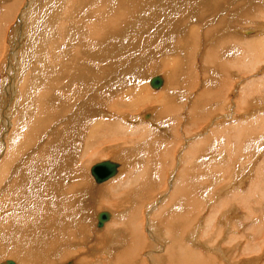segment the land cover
Returning <instances> with one entry per match:
<instances>
[{
    "label": "bare ground",
    "instance_id": "obj_1",
    "mask_svg": "<svg viewBox=\"0 0 264 264\" xmlns=\"http://www.w3.org/2000/svg\"><path fill=\"white\" fill-rule=\"evenodd\" d=\"M67 1H71L68 3L67 8L76 11L74 17H70V16L69 17L72 18V22L73 21L77 22L79 28L77 27L74 29L71 27V29H68L62 26V30L61 29L58 30L61 34V43L56 42L53 34H50L53 33L51 30L52 29L51 25H54L56 27V24L58 22V20L55 19L51 24V18L54 17L52 16L53 13L44 11L42 15L45 16V19H38L35 20L33 23H30L29 25L31 26V30L28 32L22 30L21 20L19 19L20 21L19 28L18 29L16 28L18 37L16 35V32H14V27H13V32L15 33V38L13 39V43L15 44L13 43L10 44L12 46L10 55L11 56L13 55L14 57L12 59H9L8 63L10 65L11 60H13L14 62L16 61L18 63L17 58L15 57L16 54H18L22 58H25L26 60H23V62L24 64H26L28 75H27V79L24 81L21 90L24 99L23 103L25 104L22 110L18 112L16 117L14 112L18 111L17 102H19L20 99L17 97L16 103H13V106L9 107L7 106L8 104L2 102L4 93L6 94L7 90L3 89L2 91H0V117H3L1 124H2V129L4 130V134L6 133L7 128L9 129L8 119L16 118L13 125L14 130L11 131L10 134L11 135L10 140L14 139L18 135V133H21L22 129L26 125V122L30 118L31 112L29 109V104L32 101H34L33 97L36 94V90L42 88L43 92L41 93L40 98L38 100V108H39V114L37 115L38 119L35 120L33 124L28 128V130L25 132L24 138L19 144V146L11 151V156L9 160H3L2 162H0L1 163L0 164V257L2 256L14 257L18 255L17 264H55L53 257L55 254L57 256L70 257V255H72L73 253L67 251L66 246L69 244L74 246L76 243L89 240L90 238L89 234L91 233V235L95 239L94 247L92 249L94 250L96 255H97L96 247L97 245L102 243H106V242L110 243L113 247L115 246L122 247L126 243L129 244L133 243L136 245L132 251H128V252L117 249L118 251L116 253V256H114L112 253L110 255V259L112 260V262H105L103 264H223L222 262L216 261L217 253L212 249L208 248V251L207 252L205 251L206 253L205 256L201 255L199 252H194L190 250L191 248L189 249V244L191 243L189 240L191 231L188 229L189 228L188 219L191 216L190 215L191 212L193 211V209H191L192 211L190 210L191 207L190 205H192L191 199H194L192 198L193 196L190 194V191L194 192L195 187L191 186L193 187L191 188L190 185H188V183L191 184L189 181L188 170L189 168L192 169V167L194 166H196L194 167V169L196 170L197 165L201 164L203 160L205 161L206 158L204 159V157L207 154L209 148V142L206 145L204 142H207V140H209L208 138L204 140L201 139L202 141L198 142L196 146H193L192 148L188 149L186 153H182L181 155L183 156L182 161L185 159L184 160L185 165L188 164L189 168L186 169L188 173L186 177L183 179V177L185 176L184 174L186 173L184 172L185 169L182 170V172H184L182 175L184 176H181V182L183 183L180 182V184L172 192L173 195H171L170 203L168 207L170 212H173L172 218L176 219L177 217L179 216L180 217L177 218L178 220L177 222L174 220L175 224L173 222L170 224L168 222L169 219L168 220L166 219L167 223H165L166 222L165 219H163V217L161 216L159 219L161 220L162 218V220L165 221L164 225L169 223L167 229L165 231L163 230L164 232L161 229L157 228V225H155V223L157 224L156 221L154 224L150 223L151 225L150 230H146L145 232L139 231V225L135 217L132 215V213L128 215H124V217L121 218V221L123 222L121 225L117 226V230L115 229L114 225L110 223L106 224L103 227L104 223L109 219H111L112 217L111 213L107 211H100L98 212V214H96L95 217L97 221H98L97 217L100 213H105L108 216V219L106 221H103L102 224L103 229L97 231L93 227L91 228L89 218H87V216L93 214L94 212L95 198H98V196L104 194L105 191L107 190H108V196L110 202L112 203L111 205L117 204L119 200L124 197L133 199L134 201L143 204V202L145 201V198H143L144 190L150 192V190H148L147 187L149 183L155 185V183L152 181L153 175L150 170L151 168L153 169V164L156 160V157H152L151 155L157 152L156 149H158V145L156 142H153L150 139H155L152 138L151 136L156 135V133L153 131H146L145 126H143V128L140 129L139 127H136L134 129L131 127L132 128L131 129L130 127L124 124L125 122L119 119H118L119 121H113V120L111 121L108 118L111 116V112L110 113L105 112L104 109L107 108L110 109V111L111 109L112 110L115 109L116 112L120 113L121 109L126 104V102L121 103L122 101L121 102L117 101L116 97L124 100L123 94L117 91L118 85L122 84L124 87L125 82H127L128 79L131 80L134 79L135 81H138L143 77L144 75L143 73L147 71V68L153 70V65H147L143 63V61H141L143 58L138 61L131 62L129 63V65L127 64L125 66L124 64L123 65L120 64V62L118 63L113 61L115 63L114 65L112 61L108 62V56L110 55L111 58V55H113L114 53H118V55L120 54L124 60V55L126 54L128 55L129 53H131V51L135 52L136 54H139L140 57L151 56L154 59L156 56H162L163 52L159 50L156 51L151 50L152 52H148V53L146 51L145 52L143 51V49L146 46H149V41H147L148 43L145 44L143 43V40H141V36H139L141 34L140 29H145V27H148L149 25L147 22L145 24L143 22L144 15L146 13L153 11L154 9H160L161 11L165 10L167 14L162 16L161 18H165L166 25L167 27H169L170 20L171 19L174 20L173 18L179 15L178 10L179 9L181 10V8L184 9L186 8L189 13L193 14V17H196L194 10H199L198 12L200 13L217 12L223 9L224 2L226 0H174V2L173 0H74V1L67 0ZM170 1L172 2L170 5V9L168 10ZM190 1H194L195 5H193V3H190ZM15 4H16V0H10L9 2L2 5L1 7L2 16H1L0 26L1 25L4 26L3 24H7L6 23L7 21L8 23L9 21L11 22L13 18V10ZM188 4L192 6V8ZM156 5H160V6H156ZM165 7L166 9H164ZM48 10L52 11L54 10V8L51 7V9ZM87 10L90 11L88 17L91 18L92 16V19L93 18L95 19H93L94 22H92L90 19L92 23L86 27L85 25L88 24V20H86V15L88 14V12L85 11ZM180 10L179 12L182 11ZM81 13L86 14L84 18L83 16H80L82 15ZM79 16L82 18V20H79L81 21V23L77 21ZM181 16L183 15L181 14ZM219 17H222L221 14L217 17L216 20H218ZM232 17H230L231 19L230 18L228 19V17L227 18L222 17L219 21V24L217 25L218 26L217 29L222 28L223 25H224L223 26L224 29L227 23H231V22L233 23ZM183 18H185V16ZM224 18H225V22L223 24ZM84 19L86 20L85 22H87L85 23V25L82 23ZM166 19H168V21ZM176 19H178V17ZM230 20L231 22H229ZM181 21L183 22V20ZM173 23L174 25H178L179 20H176L175 22L173 21ZM232 23L228 27L231 28ZM16 26L18 27V25ZM4 27H6V25ZM170 27L167 29V33H166V37L168 38V40L169 38L174 36L173 33L175 32V31L174 32L169 31ZM180 28H182V26H180ZM85 30L89 31L91 34L95 36L91 39V41L94 42L93 45L96 46V47L94 46L97 50L95 54H93V51L90 52L89 49L87 48V45H90L89 43L87 44V42H81L87 40L88 38V35ZM192 31L193 30H191V32ZM147 32L148 34L153 33L154 28L151 30V33H149V30ZM33 37H36L37 40L38 38H42V40L40 41V47L36 49H34V47L36 46L37 42L34 43ZM189 37L190 36H186L185 38L188 39ZM21 40H24L22 44L20 43ZM43 41L46 43H51L49 45L51 47L50 52L53 54L52 58L55 59V61L53 59L50 60L49 56H46L43 53L44 49L47 47L46 45H44ZM71 43H76L75 46L76 49L74 48L75 51L73 50L71 53H66L64 49L67 47V44H71ZM226 45L227 44H225V46ZM15 46L17 48L14 49ZM19 46L21 47V50ZM219 46L222 47V45ZM247 48L251 54L252 51L251 46H247ZM137 50L141 51L142 53L138 52ZM215 50L218 49L216 48ZM2 51L3 50H0V58H1V54L3 53ZM80 56L84 57V60ZM259 57H261V55ZM185 58L186 56H184V59ZM116 59L119 60L118 58ZM85 60L89 62L90 66L92 67L91 69L88 68L86 62H83ZM245 60L247 63L248 58H246ZM252 63H254V61ZM0 64H1V59H0ZM154 64L156 67H160L161 65V63L158 61L154 62ZM35 65L39 67H35ZM74 65L77 66L73 68ZM176 65L179 66L178 64ZM176 65L174 67H171L167 74L168 76L171 73L172 79L174 78V81H175L174 76L177 71L175 69V67H177ZM1 66H3V64ZM5 67L7 70L6 73H9L8 72L9 70L6 65ZM124 67H126L128 70H126V68ZM243 67H245L244 64ZM171 76H169L170 78L169 77L168 78L171 79ZM192 78L194 79V77L192 76L189 77V79L191 80ZM105 79L107 80L104 82L105 84L103 85H108V88L102 91L100 86L99 89L97 88V86H95V83ZM7 80L10 81L9 78H7L5 81ZM5 81L3 79V83L0 84V88H2ZM211 81H208V83L209 82L211 83ZM169 83L167 85L168 87L165 86L167 84L165 78L164 86L167 88V90L163 89L164 90L163 92L161 93L159 92L158 95L156 94L154 96H150L147 93L146 94L148 96H143L141 92L142 90L140 88L139 89L141 91L133 90L137 98H132L131 100H129L127 103L128 106L126 108H131L132 111L134 110L136 111V108L139 105L147 106V103L152 102L153 104L155 102L157 103L158 106H160L158 107V112L159 114H161V115H157L156 117H160L163 119L164 116H167L168 118H171L172 116H174L173 113L177 109L176 108L173 110V108L179 105V104L176 105L177 103L175 101H178L181 95L177 94L174 85L173 84L170 85ZM9 84H11V81ZM162 84H163V79H162ZM69 86H71V88H69ZM136 86L139 87L138 85ZM171 87H173L174 90H172ZM244 91L245 90L243 89V97L248 96V95L244 96ZM14 92L16 91L14 90ZM207 95L210 97L209 100L214 97V96L211 97L209 94ZM202 96H204V94ZM168 101L171 102L174 101V103H176L175 106L173 105V103L171 104L173 105V107L170 106L169 103L171 102ZM109 102L111 103V106H109ZM203 106L204 105H202V107ZM146 114L145 115L143 114L144 118L147 116L148 118L149 117L152 118L153 116L152 113L151 114L146 113ZM115 116H117V114ZM121 118L122 119L124 118V120H126L124 116H122ZM58 119L62 121V124H59V122L57 121ZM133 119L134 118H132V120ZM244 121L242 118L241 121L239 120V123L237 122L236 126L234 125L227 127L225 126V124L224 126H222L223 124H221L222 128L217 125L216 128L213 127L212 128L214 129L213 135L207 136V137L213 136L212 137L213 140L211 138V141L213 142V145L211 144V149H214V145L216 144V141L221 143V140L223 138L226 139L228 133H230L231 138L229 140L227 139V141L230 142V140H233L235 146L233 149L238 150L240 148L239 145L240 144L245 145V142L247 141L245 139L247 138L249 139L250 136L253 135V131L250 130L251 127L258 128V130H255L257 131L256 136L254 137L253 135L254 137L253 141L256 140L257 148H259V145H261L260 141L263 138L260 137L259 134L264 135L262 132H260L263 131L264 128V123H263L264 117L256 116V117H251L249 118V120H244ZM186 126L188 127V124ZM262 126L263 128H261ZM154 127H156V125H154ZM184 132L185 131H183V136H184ZM186 132H189V130L187 129ZM241 133L244 134L242 135ZM102 134H105V136L118 135V134H120V136L122 135L125 136L128 134L129 139L133 140V142L135 143L134 148L138 149L137 154L129 156L130 154L129 150H121L119 151L118 154L124 155L123 158L124 161H130L132 162V164L134 163L133 164L134 168L130 169L131 174L132 175L134 174V176H136L134 179L130 180L131 177L130 178L123 177L121 183H117L116 181L112 183L110 182L104 183L110 178L114 177L116 174H118L119 164L111 160H104V161H109L117 165L115 174L112 177H109L107 180L100 183H97L94 180L96 184H101V183L104 184H101L99 186H94L93 183H90L88 180L85 179L83 175V170L85 169L86 163H84L83 161V156H85L86 152L88 151L87 149H89L90 147H94L95 142H98L99 139L104 137L102 136ZM190 134L192 135V133ZM190 134L188 133L187 135L189 136ZM196 134L194 133V135ZM84 136L85 139L82 142L80 138ZM77 139L80 140L83 146L80 149V151L84 152L83 156L80 155V161L83 163V165H81L80 168L76 167L77 158H75L76 151L74 149L75 141ZM129 139H125V140L122 139V141L120 140L121 141L120 144L126 143V140L128 141ZM101 141H102L101 143L106 144L107 142L105 141L108 140L104 141L103 139H101ZM194 141L192 142L195 143ZM252 143L253 142H251V144ZM229 146H225V147H229ZM221 147H223L222 144ZM251 148L254 147L251 146ZM224 149L226 148L223 149L221 148L223 153H224ZM246 149L248 148L245 147V150ZM259 150H263V149L259 148ZM171 151L173 150H170V152ZM223 153L220 152L221 155ZM95 155L96 154H93L90 157H86L85 158V160H87L86 162H88V159L94 158ZM191 159L193 160L195 159L194 160L195 163H193L194 161ZM104 161H99V162H104ZM232 162H234V160ZM216 163L217 162H215V164ZM192 189H194V191H192ZM247 191H249V188ZM119 192L121 193V196L115 197L116 193ZM177 197H178L177 202H180L181 205L175 202ZM246 200L248 199L246 198ZM220 203L222 202L220 201ZM225 203L227 202H224V204ZM180 208L182 212L181 214L179 213L177 214V211ZM161 211L163 210H160L159 212ZM163 212L165 213L166 211ZM188 212H190V214ZM163 216L164 218H166L165 215ZM175 216L177 217L175 218ZM168 217H170V214ZM185 224L188 225V227L185 226ZM96 227H97V223H96ZM165 227L166 225L163 228ZM260 232L261 231L259 230L258 233L260 234ZM160 235L161 236L164 235L166 237V238L163 237L164 243L158 242L159 243L158 246L160 245L159 247L161 248L156 246L157 241H155L156 238H158L157 240H160L159 239L161 238ZM6 241H9L11 243L9 247L5 245ZM149 243H152V248H153L152 251H148ZM220 254H219V258L221 259L220 261H223L222 256ZM19 257L21 261L19 260ZM85 259L86 258H83L82 260ZM88 260H90L88 261V263L90 264H97L91 261L92 258ZM8 261L9 260L2 262L1 264H5ZM225 263H227V261H225ZM65 264H74V261L69 260Z\"/></svg>",
    "mask_w": 264,
    "mask_h": 264
},
{
    "label": "rangeland",
    "instance_id": "obj_2",
    "mask_svg": "<svg viewBox=\"0 0 264 264\" xmlns=\"http://www.w3.org/2000/svg\"><path fill=\"white\" fill-rule=\"evenodd\" d=\"M69 2L71 1L16 0V4L13 10V18L11 22L9 21L8 23L7 21L6 22L7 24H3L4 26L6 25V27L2 25L0 26L1 28L0 50H3L2 51L3 53L1 54V58H0L1 59L0 84L3 83V79L5 81L7 78H9L11 81V84H9L10 83L9 80L5 81L2 88H0V91H2L3 89L7 90L6 91L7 93L6 94L4 93L2 102L8 104L7 106L9 107H12L13 103H16L17 97L20 99V101L17 102L18 111L14 112L15 117L17 116L18 112L22 110L25 104L23 103L24 99L21 90L24 81L27 79V75H28L26 64H24L23 62V60H26L25 58H22L18 54H16L15 57L17 58L18 63L16 61L14 62L13 60H11L10 62L11 66L8 63V60L14 57L13 55L12 56L10 55L11 54L10 51L12 49L11 48L12 46L10 44L13 43V39L15 38L14 32H16V30L19 28V23H20L19 19L21 20L22 30L28 32L31 30V26L29 25L30 23H33L35 20L38 19H45V16L42 15L44 11L53 13L52 16L54 17L51 18V24L55 19H57L58 22L56 24V27L54 25H51L52 26L51 30L53 33L50 34H53L56 42L61 43V34L58 30L59 29L62 30V26L68 29H71V27L74 29L77 27L79 28L77 22L76 21L72 22V18H70L75 16L74 14L76 11L67 8ZM171 2L172 1H170L169 3L168 10L170 9ZM5 3H7V1L0 0V23L2 16L1 7ZM29 3H31L32 5ZM190 3H193V5H195L194 1H190ZM160 5H156V6H160ZM51 7L54 8V10L49 11L48 9H51ZM166 7L164 9H166ZM190 7L192 8V6ZM179 10H178L179 15L177 14L178 19H176L177 17H175L173 18L174 20L172 19L170 20L171 24L169 22V27L171 26L169 31L172 32L175 31L173 33L174 36L169 38V40L166 37L167 29L169 27H167L166 25L165 18H161L162 16L166 15L167 12L165 10L161 11L160 9H154L153 11H150L144 15L143 22L144 24L147 22L149 25L148 27H145L144 25L145 29H140L141 34L139 36H141V40H143V43L147 44L148 43L147 41H149V46H146L143 49V51L144 52L146 51L148 53L159 50L163 52L162 56H156L154 59L151 56L140 57L139 54H136L135 52L132 51L131 53L133 54L129 53L128 55L127 54L124 55L125 61L123 60L120 54L118 55V53H114V54L111 53L113 54L111 55V58L110 55L108 56V62L112 61L114 65L115 63L113 61L118 63L120 62V64L122 65L124 64L125 66L127 64L129 65V63L131 62L138 61L142 58L144 59L141 60L143 61V63L147 65H153V70L147 68V71L143 73L144 74L143 77L138 81H135L134 79L133 80L128 79L127 82H125L124 87L122 84L118 85L117 91L123 94L124 100L116 97L117 101L119 102L122 101L121 103L126 102V104L121 109L120 113L116 112L115 109L114 110L111 109V111L110 109L107 108L104 109L105 112H109V113L111 112V116L108 117L111 121L122 120L123 122H125L124 124L126 126L130 128L132 127L133 129L136 127H139L140 129L143 128V126H145L146 131H153L156 133V135L151 136L152 138L155 139H150L151 141L156 142L158 145V149H156L157 154L154 153L151 155L152 157H156V160L153 164V169L151 168L150 170L153 175L152 181L155 183V185L149 183L147 187L148 190H150V192L144 190L143 198H145V201L143 202V204L138 203L133 199L124 197L120 199L117 204L111 205L112 203L110 202L108 196V190H107L105 191L104 194L98 196V198H95L94 212L93 214L88 215L87 218H89L91 228L93 227L97 231L102 230L103 227L109 223L113 224L115 229L117 230V226L121 225L123 222L121 221V218H123L124 215H128L132 213V215L135 217L139 225V231L145 232L146 230H150L151 227L150 223L154 224L155 221L157 222V224L155 223V225H157V228L161 229L162 231L163 230L165 231L169 223L171 224L173 222L175 224V221L176 222L178 221L177 218L180 217V216L179 217L175 216V218L177 217L176 219L172 218L173 212H170L168 207H169L171 195H173L172 192L181 182V176L185 175L183 177L184 179L188 173L186 170L189 168L188 164L185 165V161H184L185 159L182 161L183 156L181 155L182 153H186L188 149L192 148L193 146H196L198 142L208 138L209 140H207V142H204L205 145L208 144L209 142V148L207 154L204 157V159L206 158L205 161L203 160L201 164L197 165L196 170L194 169V167L196 166L192 167V169L189 168L188 170L189 181L191 183V184L188 183V185H190V187L191 186L195 187V191L194 189H192V191L194 192L190 191V194L193 196L191 197L194 199H191L192 205H190L191 206L190 210L193 209V211L191 210L192 211L191 214L190 212H188L191 215L188 219L189 221L188 229L192 232V233L190 232L189 240L191 243L189 244V249L191 248L190 250L194 252H199L201 255L204 256L206 255L205 251L207 252L208 248L212 249L217 253L216 261L222 262L223 264H242V263L264 264V228H263L264 227V200H263L264 198V148H263L264 135L259 134L260 137H263L262 138L263 141L261 140L260 141L261 145H259V148L263 150H259V148H257L256 140L253 141L254 140L253 138L256 136L257 133V131L255 130H258V128L251 127L252 129L250 128V130L253 131L254 137L253 135H251L249 139L248 138L245 139L247 140L245 142V145L244 144L239 145L240 148L238 150L240 152L236 149H235L236 151L233 149L235 147L233 140H230V142L227 141V139L229 140L231 138L230 133H228L226 139L223 138L221 140V143L216 141V144L214 145V149H211V144L213 145L211 138L213 136L207 137L213 135V130H214L212 129L213 127L216 128L217 126H220L222 128L224 124L227 127L234 125L236 126L237 122L239 123V120L241 121L242 118L244 121V120H249V118L251 117H256V116L264 117V109H263L264 106V53H263L264 52V0H226L224 2L223 9L217 12L200 13L198 12L199 10H194L196 17H193V14L189 13L186 8L185 9L181 8L182 10V11L180 10L181 12H179ZM85 12H88V14L86 15L85 13L83 14L81 13L82 15L80 14L79 15L83 16V18L86 15V20H88V24L85 25V23H87L85 22L86 21L85 19L82 21V23L87 27L92 22H94L93 19L95 18L92 19V16L91 18L88 17L90 12L89 10ZM180 13L183 16H181ZM220 14L222 17H226V18L228 17V19L233 16L232 17L234 19V20L232 19L233 23L231 22V20L229 21L232 23L231 28L228 27L230 26L231 23H227L224 29H223L224 25L222 26V28L217 29L218 28L217 25L219 24V21L222 17H219L218 20L216 19ZM80 16L78 17L77 21L81 23V21H79L82 20ZM184 16L185 18H183ZM90 19L92 22L90 21ZM166 20L168 21V19ZM176 20H179L178 25H174L173 23V21L175 22ZM181 20H183V22ZM224 22H225V18L223 20V24ZM16 25H18V27ZM180 26H182V28H180ZM13 27H14V32H13ZM153 28H154V32L151 33V30ZM148 30L149 33L151 34H148L147 32ZM191 30L193 31L191 32ZM85 31L88 35L87 38L88 41L85 40L81 42H87V44L89 43L90 45H87V48L89 49L90 52L93 51V54H95L97 52L95 48L96 46L93 45L94 42L91 41V39L95 36L91 34L89 31L87 30ZM16 35L18 37L17 32ZM184 35L185 37L190 36L189 37L190 40L189 38L186 39ZM33 38H34V43L37 42L36 46L34 47V49H36L40 47V41L42 40V38H38V40L36 37ZM23 42L24 40L20 41L21 44ZM50 44L51 43L44 42V45H46L47 47L44 49L43 53L46 56H49L51 60L53 59L52 58L53 54L50 52V48H51L49 46ZM225 44L227 45L225 46ZM219 45H222V47ZM16 46L14 47V49L17 48ZM75 46L76 43L67 44V47L64 50L66 51V53H71L74 50V48L76 49ZM247 46H251L252 49L251 54L248 51ZM19 48L21 50L20 46ZM216 48L218 50H215ZM137 51L142 53L139 50ZM257 55L259 56L261 55V57ZM184 56H186L185 59ZM82 58L84 60V57ZM114 58L115 59L118 58L119 60L117 59L115 60ZM246 58H248L247 63L245 60ZM53 60L55 61V59ZM157 61L161 63L160 67L155 66L154 62ZM253 61L254 63H252ZM83 62L87 63L89 69L92 68L87 60ZM2 64L3 66H1ZM176 64H178L179 66H177ZM243 64L245 65V67H243ZM5 65L7 66L9 73H6L7 70ZM175 65L177 66L175 67L177 71L174 76L175 77V81H174V78L172 79L171 73L168 76L167 74L169 69L171 67H174ZM76 66L77 65H74L73 68H75ZM35 67H39V66L35 65ZM126 70L128 69L126 68ZM155 76H160L163 79V84L159 89H153L152 87L149 86L150 79ZM169 76H171L172 81L171 79H169L170 78ZM190 76L194 77V79L193 78L192 80L189 79ZM165 78L167 82L165 86H167L168 83L171 81L169 84L170 85L173 84L176 93L181 95V97H179V100L175 101L177 104L174 103V101L173 102L168 101L171 102L169 103V105L172 107L173 105L175 106V104L176 105L179 104L178 106L173 108V110L177 108L176 111L173 113L174 116H172L171 118L164 116L163 119L160 117H156L157 115H161V114H159L158 112V107L160 106H158L157 103H155L154 101L153 104L152 102L147 103V106L139 105L136 108V111L135 110L132 111L131 108H126L128 106L127 103L129 100H131L132 98H137L133 90L134 91L142 90L141 92L143 96H148V95L154 96L156 94L158 95L159 92L161 93L164 90H167V88L164 86ZM106 80L107 79L95 83V86H97L98 89L100 86L102 91L106 90L108 88V85H103L105 84L104 82ZM208 81H211V83L210 82L208 83ZM136 85H138L139 87H137ZM69 88H71V86H69ZM171 89L174 90L173 87H171ZM243 89L245 90L244 96L246 95L248 96L243 97ZM14 90L16 92H14ZM42 92H43L42 88L36 90V94L33 97L34 101H32L29 104V109L31 112L30 118L26 122V125L22 129L21 133H18V135L14 139L10 140V136H11L10 134L11 131L14 130L13 125L16 118L8 119L9 129L7 128V131L4 134V130L2 129V124H1L3 117H0V127H1L0 162H2L3 160H9L11 156V151L19 146V144L24 138L25 132L33 124V122L38 119L37 117V115L39 114L38 100ZM203 94L204 96H202ZM207 94H209L211 97L212 96L214 97L209 100L210 97ZM172 103L173 105H171ZM202 105L204 106L202 107ZM109 106H111L110 102H109ZM250 106L252 110L250 109ZM106 109L109 111H107ZM146 113H150V114L152 113L153 115L152 118L150 117L148 118V116L144 118L143 114L145 115ZM116 114L117 116H115ZM121 115L124 116L126 120H124V118L122 119ZM190 116L192 119L190 118ZM132 118L134 119L132 120ZM57 121L59 122V124H62V121L60 119H58ZM152 124L156 125V127H154V125ZM187 124L188 127L186 126ZM221 124L223 125L221 126ZM261 128H263V126ZM187 129L189 130V132H186ZM210 130L212 131V133ZM183 131H185L184 136H183ZM263 131L260 132L264 134ZM186 133L187 134L192 133V135L190 134L188 136ZM194 133L197 134L194 135ZM102 136L104 137H102L101 139H103L104 141L108 140L105 141L107 143L103 144L101 143L102 142L101 139H99L98 142H95L94 147H90L89 149H87L88 151L86 152L85 156H83L84 152L80 151V149L83 147L80 140L83 142L85 136L80 138V140L77 139L75 141V147H74L76 151L75 158H77L76 167L80 168V166L83 165V163L80 161V155H82L83 161L84 163H86L85 169L83 170V175L85 179L88 180L90 183H93L94 186H99L101 184L109 183V182L112 183L115 181L117 183H121L123 177L126 178L131 177L130 180L134 179L136 176H134V174L132 175L130 172V169L134 168L133 165L134 163L132 164V162L130 161H124L123 160L124 155L118 154L119 151L121 150H129L130 151L129 156L137 154L138 149L134 148L135 143L133 142V140L129 139L128 134L125 136L124 135L120 136V134L105 136V134H102ZM122 139L124 140L129 139L128 141L126 140V143L128 144L126 143L120 144ZM194 140H196L197 142ZM192 141H194L195 143H193ZM251 142L253 143L251 144ZM221 144L223 145V147H221ZM225 146H229V147H225ZM251 146L254 148H251ZM245 147H247L248 149L245 150ZM221 148L222 149L226 148L224 149V153L221 150ZM170 150L173 151L170 152ZM220 152H222L223 154L221 155ZM169 153L170 154L172 153L173 155L172 154L170 155ZM93 154H96L95 157L88 159V162H86L87 160H85V158L90 157ZM104 160H111L118 163L119 164L118 174H116L114 177L110 178L104 183L96 184L94 182L93 177L90 175V167L95 163ZM231 160L232 161L234 160V162H232ZM215 162L217 163L215 164ZM193 163H195V161ZM182 170H184L186 174L182 175L184 173L182 172ZM248 188L250 194L249 191H247ZM235 189L238 190L236 191ZM163 193L165 194V196ZM116 196L120 197L121 193L120 192L116 193L115 197ZM234 196L235 198L236 197L237 198L235 199ZM246 198L248 200H246ZM177 201H178V197L176 198L175 202L181 205V203ZM220 201L223 204L220 203ZM224 202L227 203L224 204ZM181 208L178 209L177 214L178 213L181 214L182 212ZM160 210L166 211L165 212L166 214L163 211L159 212ZM100 211H107L111 213L112 217L111 219H109L104 223L102 228H97L96 227L97 219L95 216ZM160 213L165 215L166 218H164V216L161 215ZM169 214L170 217H168ZM211 215L213 217L215 216L216 218L215 217L213 218ZM161 216L163 217V219H165L166 222L162 220V218L161 220L159 219ZM156 219L160 221L163 225L164 222L167 223L168 219L170 221L168 220L169 223L165 224L166 227L163 228L165 225L163 226ZM185 226L188 227V225L186 224ZM259 230L261 231L260 234L258 233ZM89 237H90L89 240L76 243L74 246L70 244L67 245L66 250L73 254L70 255V257L57 256L55 254L53 256L54 263L65 264L69 260H73L74 264H85V263L90 264L88 263V261H90L88 259L92 258L91 260L92 262L97 264H103L105 262H112V260L110 259L111 253L114 256H116L118 250L128 252V251H132L136 246L133 243L131 244L126 243L122 247L121 246L113 247L110 243L106 242L97 245L96 247L97 255H96V253L92 249L94 247L95 239L91 235V233L89 234ZM163 237L165 236L164 235L161 236L162 239L159 238L160 240H157L158 238L155 239V241H157V245H156L157 247L160 246V245L158 246L159 243H164ZM5 245L9 247L11 243L9 241H6ZM148 245H149L148 251H152L153 250L152 243H149ZM219 254L222 256L223 261H220L221 259L219 258ZM17 257L18 255L14 257L2 256L0 257V264L7 260L13 261L15 264H17ZM83 258L86 259L82 260ZM224 260L227 261V263H225Z\"/></svg>",
    "mask_w": 264,
    "mask_h": 264
},
{
    "label": "water",
    "instance_id": "obj_3",
    "mask_svg": "<svg viewBox=\"0 0 264 264\" xmlns=\"http://www.w3.org/2000/svg\"><path fill=\"white\" fill-rule=\"evenodd\" d=\"M149 84L152 88L158 89L162 85V79L160 76L152 77L150 79ZM116 167H117L116 164H113L109 161H104L93 165L90 169V172L91 175L94 177V180L97 183H100L107 180L109 177H112L115 174ZM97 218H98L97 227L101 228L103 221H106L108 219V216L105 213H100ZM5 264H14V263L8 261Z\"/></svg>",
    "mask_w": 264,
    "mask_h": 264
},
{
    "label": "crops",
    "instance_id": "obj_4",
    "mask_svg": "<svg viewBox=\"0 0 264 264\" xmlns=\"http://www.w3.org/2000/svg\"><path fill=\"white\" fill-rule=\"evenodd\" d=\"M5 1L9 2L8 0H5Z\"/></svg>",
    "mask_w": 264,
    "mask_h": 264
}]
</instances>
